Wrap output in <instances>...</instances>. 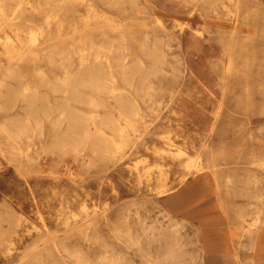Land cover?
<instances>
[{"label": "rangeland", "instance_id": "rangeland-1", "mask_svg": "<svg viewBox=\"0 0 264 264\" xmlns=\"http://www.w3.org/2000/svg\"><path fill=\"white\" fill-rule=\"evenodd\" d=\"M137 2L144 8L140 14L128 1L30 0L17 20L10 25L0 23V85L5 83L0 87V126L12 118L4 116L13 111L1 109L9 89L24 84L47 96L50 103H60L63 95L47 85L55 86L65 76L63 66L78 72L81 56L88 55L91 62L96 49L113 42L116 48L128 50L129 62L137 58L148 65L141 46L146 37L162 35L160 27L165 29L169 45L167 77L152 79L155 89L166 90H158L152 99L134 93L144 124L133 134L125 153L113 161L90 169L83 168L81 160L72 161L74 171L70 173L69 158L43 154V148L66 127L54 132L55 115L39 118L40 127L34 121L29 123L16 143L7 141L0 131V233L61 231L67 219L74 224L86 212L105 213L112 221L129 213L147 225L167 216L165 220L185 221L179 235L187 252L202 255L201 264H264V227L256 246L233 244V236L240 234V214L248 208L246 197L239 192L254 168L234 173L229 183L224 174L214 177L211 171L199 174L189 167L200 154L208 161L209 151L218 163L248 162L264 153V0H244L236 18L231 16L235 7L228 13L226 0ZM160 3L186 18L190 33L201 34L204 67L194 69L200 82L186 63L188 37ZM234 25L240 29L236 34L231 32ZM227 47L233 51L232 61ZM10 72L14 78H9ZM114 74L115 87L129 91L117 71ZM215 84L214 94L203 91V85ZM169 89L178 92L172 99ZM82 92L87 101L95 98L97 106L86 98L81 104L71 102L78 115L86 119L96 116L97 121L117 116L107 95L92 89ZM157 100H161L159 106ZM24 107L20 102V113L14 118H23ZM180 151L184 154L179 155ZM162 173L166 176L160 181ZM30 243L28 239L23 247ZM23 247L15 254L22 255ZM0 264H7L3 253Z\"/></svg>", "mask_w": 264, "mask_h": 264}, {"label": "bare ground", "instance_id": "bare-ground-1", "mask_svg": "<svg viewBox=\"0 0 264 264\" xmlns=\"http://www.w3.org/2000/svg\"><path fill=\"white\" fill-rule=\"evenodd\" d=\"M107 1L116 4L128 1L137 14L144 10V8H139L138 0ZM226 2L230 15L233 13L230 8L235 7L236 13L231 16L236 18L244 0H226ZM27 4H30V0H0V23L4 25L13 23L20 17V13ZM160 5L162 10L175 20L183 35L188 37L185 39L186 63L195 80L200 82L194 75V69L204 67L200 57L206 50L201 34L190 33L186 18L173 9L170 12L167 11L165 3H160ZM258 27L257 24L254 27L257 32ZM160 28L162 35L156 34L153 39L146 37V42L141 46L144 59L149 61L148 65L137 58L129 62L128 50L125 47L116 48L111 42L108 46L96 49L91 62H89L88 55L81 56V68L78 72H69L67 66H63L65 76L58 80L57 85L53 86L51 83L47 85L52 92L63 95L64 100L60 103H50L47 96L35 89L31 90L24 84L9 89L4 96L7 102L1 109L9 113L13 111L8 116H4L5 119L12 118L9 119L8 126H0L1 133L5 135L7 141L16 143L29 123L34 121L39 126V118L42 116L50 118L55 115L54 132H60L63 125L66 127L63 134L43 148V154L52 157L57 153L61 159L69 158L67 159L68 162L70 161L67 170L70 173L74 171L70 168L72 161L81 160L83 168L90 169L122 156L132 142L133 134L139 132L141 125L144 124L143 113L133 98L134 93L137 96L152 99L158 90H161L160 92L166 90L164 88L155 89L152 83V79L167 77L165 66L169 56L166 50L169 47L168 36L165 29ZM239 30V27L235 25L231 28L232 34H236ZM261 32L264 39V25ZM261 47L264 48V44ZM232 55L233 51L227 47V57L230 61H232ZM116 71L129 91L122 92L115 87L116 75L114 73ZM14 75L10 72L9 78ZM15 79L19 82L21 80L18 75ZM4 86L3 82L0 87ZM202 87L203 91L209 94H214L217 89L216 84L213 87H204V85ZM83 89H92L96 94L107 95L113 102L117 116L107 115L97 121L96 116L86 119L78 115L70 103L81 104L85 98L87 101V97H84L82 92ZM168 92L171 99L178 93L174 89H169ZM20 102L25 105L22 119H19L21 117L14 118L20 113L18 111ZM87 102L97 106L95 98H90ZM155 103L159 106L161 100ZM16 108L18 109L14 110ZM213 130L212 127L209 131L213 132ZM183 152L180 151L179 155L184 154ZM207 156L209 159L204 162L200 154L196 161L190 162L189 167L196 169L199 174L206 170L211 171L214 177L224 174L229 183H232L234 173L242 170L248 171L247 167L254 168V171L250 172L244 180L243 188L239 192L246 197L248 208L246 212L243 211L240 214V234L233 236L235 239L233 244H237L239 248L247 244L256 246L259 232L264 227V153L247 159L248 162L233 161L230 163H218L217 158L210 151ZM165 176L162 173L158 179L162 181ZM40 212L39 209L38 214ZM166 218L167 216L162 219L158 218L152 225H147L141 217L135 219L129 213H121L116 221H112L111 217L105 213L86 212L74 224L67 219L66 227L61 231L24 232L16 229L1 232L0 253L5 255L7 264H201L202 255L194 256L187 252L186 243L182 242V237L179 235L180 226H184L185 221L181 223L171 217L168 220H165ZM44 225L47 226L45 222ZM28 239L31 243L23 247ZM22 247L25 251L22 255H16L15 252ZM203 252L206 254L207 250L205 251L204 248Z\"/></svg>", "mask_w": 264, "mask_h": 264}]
</instances>
